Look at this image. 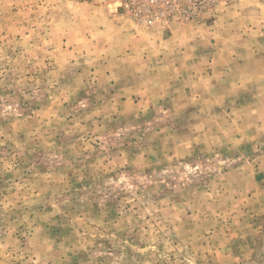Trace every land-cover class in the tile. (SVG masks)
<instances>
[{
  "label": "rangeland",
  "instance_id": "1",
  "mask_svg": "<svg viewBox=\"0 0 264 264\" xmlns=\"http://www.w3.org/2000/svg\"><path fill=\"white\" fill-rule=\"evenodd\" d=\"M0 264H264V0H0Z\"/></svg>",
  "mask_w": 264,
  "mask_h": 264
},
{
  "label": "built area",
  "instance_id": "2",
  "mask_svg": "<svg viewBox=\"0 0 264 264\" xmlns=\"http://www.w3.org/2000/svg\"><path fill=\"white\" fill-rule=\"evenodd\" d=\"M213 0H125V6L133 16L149 19L178 11L185 18H194L199 10ZM154 15V16H153Z\"/></svg>",
  "mask_w": 264,
  "mask_h": 264
}]
</instances>
